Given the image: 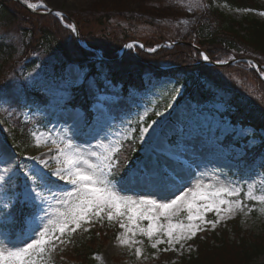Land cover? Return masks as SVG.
<instances>
[{"label": "rangeland", "instance_id": "obj_1", "mask_svg": "<svg viewBox=\"0 0 264 264\" xmlns=\"http://www.w3.org/2000/svg\"><path fill=\"white\" fill-rule=\"evenodd\" d=\"M29 1L36 3L40 10L51 9L55 12L62 11V13L75 16L78 19L79 28L84 34L88 32L96 33L98 29L99 16L96 19L93 18L91 16L93 12L105 11L110 13L112 11L132 10L141 13L143 15L142 20L136 23H121L123 26L126 25L125 27L112 25L109 30L110 36L111 34L118 36L119 31L128 29L134 32L135 36L143 39L152 38L153 36L157 38L165 37L162 42L166 46H169V42L173 41H178V45H184L186 39H183V35L193 29L194 24L199 19L198 16L203 10L210 7L218 8L237 20L256 18L264 21V14H262L264 10L238 9L227 5L225 2L218 1H214L212 4L206 2V0ZM259 1L264 5V0ZM148 20L151 21V24L144 22ZM113 24L115 25V23ZM126 27L127 29H125ZM166 48L171 49L172 47ZM159 59L161 61L154 64L157 65V68H177L176 65L172 64L170 56H168V62L162 56ZM221 60H224V58ZM180 62L183 61H177V63ZM262 62L264 63V60ZM169 63L171 66H169ZM10 64L12 62H9ZM209 71L215 77L217 76L223 81H230L242 89L246 96L264 110V94L259 92V87L252 81L248 73L234 70ZM66 75L74 82L73 86L75 87L82 82L83 72L72 64L66 69ZM38 77L41 79L34 68L27 72L26 80L30 89H36L42 82L45 83L44 80H41L42 82L38 81ZM149 77L146 76V81ZM119 87V85L116 87L109 86L100 89L99 92L96 91L97 95L92 107L93 119L87 130L82 129L84 114L81 109L61 107L63 106V99L54 96L53 100H50L51 107L49 109L24 103L22 104L23 107H15L11 104L13 93L21 97L23 94L18 87L12 90V93L8 94L10 95L9 99L0 101V173L15 161L32 166L34 162L25 159V157L46 159L49 161V167L55 169L57 164L53 157L57 155L58 147H63L62 141L66 139H72L74 144L81 149L95 146L99 141H103L105 145L112 143L113 147H119L120 150L125 147V144H129L132 147V154L134 149L138 153V155H132L129 160L133 168L137 162L147 158L149 154L153 158L158 157L161 165L169 173L179 174L176 175V179L183 184L181 191L188 188L194 189L197 182L211 184L215 187L234 184L241 189L237 196L227 198L240 200L243 210H237L234 216L224 214L215 227L207 224L203 226L204 229L215 230L224 227L229 220L238 219L243 230L254 234L262 232L264 204L251 200L245 193L248 191V185L252 184L254 185L255 195L264 194V174L255 171V169L253 171L247 170L244 174L238 172L235 168L236 163L233 154L241 151V148L234 145L227 148L221 143L226 134L235 131V137H247L248 143L254 145L258 143V139L253 135V129L243 126L234 128L229 119L222 115L224 106L219 103H207L202 107H194L186 99H182L183 86L178 85L171 78L163 77L157 80L156 77L151 76L141 91H136L130 87L128 95L134 97L135 100L131 102L129 108L124 110L121 109V105L118 103L119 99L114 95ZM176 88L181 89L178 94L174 93ZM174 94L175 99L172 98ZM157 112L162 113V115L157 116ZM150 125L151 127H149ZM142 128H149V131L143 134L146 139L140 138V129ZM97 131L100 132L99 135H96ZM259 133L264 136L263 131H259ZM6 138L11 139V145L6 144ZM117 140L119 145L113 143ZM53 141H56V143H53ZM134 144L138 148H135ZM154 145L158 146V149ZM13 149L18 150L15 151L18 152V155ZM116 155L114 160L117 162ZM9 175L11 178L8 179L7 184L0 186V240L5 237L13 240L22 239L28 234L29 229L37 223L36 217L40 215V212L36 211L34 217L26 220V228L23 233H18L15 237L9 235L8 232L13 227L6 222L10 221L13 215V203L16 200L23 202L24 198L21 193L25 181L22 173L17 172L14 175L9 173ZM116 179L126 189L124 195L133 199L144 196L156 198L150 196V194L155 193L158 190L157 187L145 185L133 179L130 169L125 170L124 175L117 176ZM59 183L62 184L63 182ZM56 190L55 188L52 189L53 192ZM48 194L50 193H46V195ZM176 195H179V192H176ZM168 199H174V196H169ZM5 204L9 206L5 208ZM205 216L206 220H217L215 212L206 213ZM185 218L186 213H182L178 219L185 220ZM140 223L146 227L148 221L144 220ZM93 225H95L93 233L95 246L99 253L95 254L88 264H144L148 261H157L159 255L165 252V249L175 252L177 256L189 255L195 252V248L190 244L194 237L185 241L183 248L177 244L174 249L169 248L167 243H160L156 248L151 247L155 239L166 240V237L162 235L150 241L147 237L137 234L135 240L140 241V243H136L131 247L121 245L118 236L123 230L120 229L118 221L109 222L106 215L102 222L86 223L77 231L84 232ZM36 230L39 231L38 228ZM96 231L101 233L106 231L104 238H108V241L102 243L97 238ZM68 237L67 235L63 237L64 241ZM136 248L141 249L140 256L136 255ZM226 250L229 252L230 247H227ZM64 254V249L60 248L56 258L58 262L55 263L53 260L55 257H51L52 264H82L71 256L66 257ZM49 255L51 256V254ZM177 260L175 258L161 264H175ZM255 264H264V255L260 256Z\"/></svg>", "mask_w": 264, "mask_h": 264}, {"label": "trees", "instance_id": "obj_2", "mask_svg": "<svg viewBox=\"0 0 264 264\" xmlns=\"http://www.w3.org/2000/svg\"><path fill=\"white\" fill-rule=\"evenodd\" d=\"M214 1L225 2L238 9H264L258 0H207L210 4ZM91 16L95 19L99 16L96 33L84 34L79 28L78 19L69 13H66L64 21L67 24L74 22L80 39L92 49L100 50L108 60L116 59L120 48L128 41L139 40L145 48L151 49L165 39L155 36L146 39L137 37L127 29L128 25L125 28L127 30L119 31L118 36H110L112 25L125 27L126 25L121 23H136L142 20L143 15L132 10L93 12ZM198 17L193 29L182 37L186 39L184 45L177 43L171 49L160 47L152 53L136 47L135 50H127L120 60L109 63L93 61L95 52L81 47L72 32L53 14L33 13L14 0H0V101L9 99L8 94L22 83L24 75L33 68L43 77L45 84L39 87L35 94L25 90L24 99L28 103L45 105L44 95L54 92L64 96L66 104L82 108L88 116L93 91L104 87L105 81H109L110 85L120 84L122 101H125L129 87L143 90L151 76L157 80L163 77L171 78L183 86L185 94L195 107L210 101L220 102L226 107L224 115L233 124L253 128L259 142L252 147L246 144L242 146V151L236 153V167L241 174L253 169L264 174V136L259 133L264 132V110L246 96L242 89L230 81L215 77L209 70L246 72L262 94L264 81L245 62L224 67L202 64L200 52L195 48L205 52L213 61L250 57L259 65H264V21L256 18L237 20L215 7L203 10ZM144 22L151 24L150 20ZM160 56L166 58L164 60L167 62L170 56L172 64L177 68H157L154 64L161 61ZM180 60L183 62L177 63ZM9 62L12 64L9 65ZM71 64L77 65L84 73L80 86L74 87L73 81L69 80L65 73ZM261 72L264 73V70ZM145 76H150L147 81ZM12 101L18 102L15 93L12 95ZM241 141L245 140L231 139V143L236 146H239ZM31 213L30 208L20 207V225L17 226L18 214L15 211L14 218L9 222L12 230H22L24 218ZM191 243L195 252L179 256L176 264H255L256 260L264 255V225L262 232L254 234L243 230L240 221L233 219L218 230L201 231ZM227 247H230L229 252ZM59 250L57 247L50 253L51 257H55V263L58 262L56 258ZM97 251L93 232L75 233L64 247L66 257L71 256L82 264L90 262L91 256ZM174 257V253L168 252L160 257L159 262L146 264H161L171 261Z\"/></svg>", "mask_w": 264, "mask_h": 264}, {"label": "snow or ice", "instance_id": "obj_3", "mask_svg": "<svg viewBox=\"0 0 264 264\" xmlns=\"http://www.w3.org/2000/svg\"><path fill=\"white\" fill-rule=\"evenodd\" d=\"M28 7L32 5L28 4ZM55 15L63 19L62 12L57 11ZM67 27L76 31L71 24ZM199 56L206 61L210 59L204 52H200ZM180 91L176 88L174 93ZM172 98L175 99V94ZM156 115L162 113L157 112ZM148 131L149 128L140 129V138L146 139L143 134ZM99 134L97 131L96 135ZM62 143L63 147H58L57 155L53 157L57 164L55 169L49 167L46 159L25 157L34 162L32 166L15 161L0 173V186L7 184L11 178L9 173H22L25 178L21 193L23 202L40 212L36 217L37 223L25 237L16 240L5 237L0 240V264H52L49 254L58 244L65 242L63 237L71 236L86 223L102 222L105 215L109 222H119L123 230L118 236L121 245L131 247L140 243L135 240L137 234L150 241L162 235L166 240L155 239L151 247L167 243L169 248L174 249L177 244L183 248L185 241L204 230V225L215 227L224 214L234 216L237 210H243L240 200L227 198L241 192L234 184L215 187L197 182L194 189L181 191L183 184L176 179L179 174L169 173L159 158H153L151 154L137 162L134 168L125 160L121 168L114 160L120 148L113 147L112 143L105 145L99 141L95 146L84 149L74 144L72 139L63 140ZM113 143L119 145L118 140ZM128 169L133 179L157 187L158 190L150 194L156 198L144 196L133 199L124 195L126 189L116 177ZM53 188L57 190L53 192ZM245 195L264 204V194L255 195L252 184L248 185ZM169 196H174V199H168ZM8 206L4 205L5 208ZM210 212H215L217 220H206L205 214ZM182 213H186V222L178 219ZM144 220L148 221L146 227L140 223ZM135 251L137 256L141 255L140 248Z\"/></svg>", "mask_w": 264, "mask_h": 264}, {"label": "water", "instance_id": "obj_4", "mask_svg": "<svg viewBox=\"0 0 264 264\" xmlns=\"http://www.w3.org/2000/svg\"><path fill=\"white\" fill-rule=\"evenodd\" d=\"M16 1L20 2V3H21L25 8H27L28 10H31V11L36 12L32 7H28V4L25 3V2H23L22 0H16ZM48 11H49V10H48ZM49 12L55 13L54 10H51V11H49ZM63 15H64V13H63ZM73 26H74L75 29H76V31H75V36H76V38L78 39L79 36H78L77 28H76L75 25H73ZM245 60H247L248 62H251L253 65L256 64V62H255L254 60H252V59H245ZM208 63H212L213 65H217V66L223 65V64L214 63V62H211V61H208ZM231 63H233V62H231Z\"/></svg>", "mask_w": 264, "mask_h": 264}, {"label": "bare ground", "instance_id": "obj_5", "mask_svg": "<svg viewBox=\"0 0 264 264\" xmlns=\"http://www.w3.org/2000/svg\"><path fill=\"white\" fill-rule=\"evenodd\" d=\"M33 5H36V6H37V4L34 3V2H33ZM96 59L98 60V59H101V58L97 57ZM238 138H239V137H238ZM239 139H241V140H245V141H241V142H240V144L242 143L243 146H244L245 144H246V145H249V147H252V146L256 145V144L251 145L250 143H248V138H247V137H245V138H239ZM233 145H234L235 147L239 148V146H236V144H233ZM231 146H232V145H231ZM231 146H230V147H231ZM154 147L158 149V146H155V145H154ZM230 147H227V148H230ZM236 153H239V152H236ZM236 153L233 154V157L236 156ZM235 168H236V166H235ZM233 169H234V168H233ZM236 169H237V168H236ZM255 171H258V170H255Z\"/></svg>", "mask_w": 264, "mask_h": 264}]
</instances>
